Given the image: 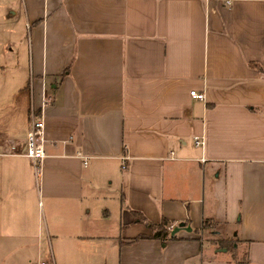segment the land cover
Wrapping results in <instances>:
<instances>
[{"label": "crops", "instance_id": "obj_1", "mask_svg": "<svg viewBox=\"0 0 264 264\" xmlns=\"http://www.w3.org/2000/svg\"><path fill=\"white\" fill-rule=\"evenodd\" d=\"M21 2L29 82L0 106V264H234L222 239L264 264V0ZM131 209L189 230L135 238L149 229Z\"/></svg>", "mask_w": 264, "mask_h": 264}, {"label": "rangeland", "instance_id": "obj_2", "mask_svg": "<svg viewBox=\"0 0 264 264\" xmlns=\"http://www.w3.org/2000/svg\"><path fill=\"white\" fill-rule=\"evenodd\" d=\"M28 82L27 29L24 25L22 2L0 0V106L14 103L18 98V90ZM21 96L25 95L21 92ZM223 255L227 259L231 258L233 263L237 260L231 247L225 249ZM36 260L39 258L33 261Z\"/></svg>", "mask_w": 264, "mask_h": 264}, {"label": "built area", "instance_id": "obj_3", "mask_svg": "<svg viewBox=\"0 0 264 264\" xmlns=\"http://www.w3.org/2000/svg\"><path fill=\"white\" fill-rule=\"evenodd\" d=\"M188 93L191 98H195V99L203 98V95L201 93H198L194 90H190ZM192 139H193V144L195 146L201 145L203 142L202 138L197 135H193ZM42 141H43V121L41 119V116L36 117L31 112L29 117V127L27 129V134H26V155L30 157L31 163L33 164L34 167H36L39 164L43 156ZM167 227L171 229L172 224H168ZM31 264H50V263L44 260H36L33 261Z\"/></svg>", "mask_w": 264, "mask_h": 264}, {"label": "trees", "instance_id": "obj_4", "mask_svg": "<svg viewBox=\"0 0 264 264\" xmlns=\"http://www.w3.org/2000/svg\"><path fill=\"white\" fill-rule=\"evenodd\" d=\"M133 218L136 221L143 222L147 228L149 229L148 233H139L135 236V238H141V237H147V238H157L161 243H164L166 239L174 238L175 233H170V229L167 227L168 224H171L168 222V219L165 217H161L158 221H150L144 217V215L139 212L138 210L131 209L130 210ZM209 221L205 218L203 219L201 228L204 230L205 228H209ZM221 245L228 247H233L234 240H226L222 239L220 240ZM234 264H247L244 257H240V259H237Z\"/></svg>", "mask_w": 264, "mask_h": 264}, {"label": "water", "instance_id": "obj_5", "mask_svg": "<svg viewBox=\"0 0 264 264\" xmlns=\"http://www.w3.org/2000/svg\"><path fill=\"white\" fill-rule=\"evenodd\" d=\"M181 227L189 230V226L184 225V222L183 221H178L174 226H172V228L170 229V233L175 232L178 228H181ZM221 249H225V248L222 247Z\"/></svg>", "mask_w": 264, "mask_h": 264}]
</instances>
